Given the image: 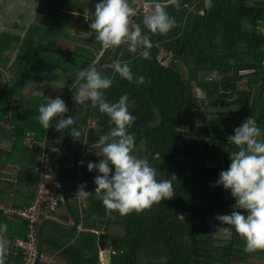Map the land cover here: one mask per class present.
I'll return each mask as SVG.
<instances>
[{
  "label": "trees",
  "instance_id": "1",
  "mask_svg": "<svg viewBox=\"0 0 264 264\" xmlns=\"http://www.w3.org/2000/svg\"><path fill=\"white\" fill-rule=\"evenodd\" d=\"M58 1L42 0L22 42L25 25L15 24V32L0 30V82L4 79L0 89V138L9 143L0 145V204L24 207L34 200L41 181L57 182L55 177L48 180V176H54L50 168H38L43 153L59 149L67 163L71 161L61 146L55 121L48 130L38 122L39 107L63 96H28L26 90L34 85L33 80L67 82L71 88L65 97V115L71 116L77 110L71 93L78 72L90 64L99 68L96 60L102 44L90 24L100 0H90L87 19L79 21L64 16ZM151 1L152 5L156 2ZM159 2L165 4L173 20L168 0ZM134 3L130 0L131 7ZM194 3V11L167 35L152 34L143 21L139 24L153 47L151 59L142 57L143 47L135 53L126 48L121 54L119 62L128 64L133 82L114 69L104 74L112 80L111 87L104 90L108 102L128 96L129 112L135 117L127 129L135 137L133 154L149 161L158 182L171 181L173 197L140 213H106L103 193L95 192L94 178L100 173L87 168L88 162L99 163L103 153L86 149L84 128L94 119L98 133L107 135L114 125L86 99L83 113L75 119L80 135L71 136L70 129L66 132L69 149L75 147L72 153L76 167L64 169L58 156L53 155L67 190H78L86 184L84 190L91 192L87 197L69 193L70 206L82 229L68 231L46 222L42 229L44 254L58 251L66 264H99L97 240L99 233L105 232L109 235L110 264H251L264 257V250L246 252L245 241L231 226L224 225L221 236L212 223L217 215L231 214L236 203L230 190L215 186L220 172L230 166L221 163L231 164L230 153L237 150L228 137L253 117L261 129L258 139L264 141V0H212L210 9H205L204 0L189 2ZM81 5L79 10L85 11ZM74 30L88 33L89 38ZM16 47L19 51L3 78ZM111 54L109 48L101 57ZM139 76L145 77L143 84L135 82ZM58 194L57 210L50 216L61 210L69 217L60 190ZM71 197L81 203L72 202ZM12 217L19 223L9 222L0 207V225L9 222L16 227L13 239L25 237L26 221L18 215ZM65 232L71 238L67 245L62 237ZM13 251H17L15 255ZM10 257L15 264H24L14 243ZM38 264H44V260Z\"/></svg>",
  "mask_w": 264,
  "mask_h": 264
},
{
  "label": "clouds",
  "instance_id": "2",
  "mask_svg": "<svg viewBox=\"0 0 264 264\" xmlns=\"http://www.w3.org/2000/svg\"><path fill=\"white\" fill-rule=\"evenodd\" d=\"M177 0H168L176 3ZM165 4L156 0L153 10L143 18L144 26L152 33L167 35L174 27L172 20L165 10ZM205 9L212 7V0H204ZM135 8L129 0H100L95 5L94 20L90 28L96 33V40L103 49L118 47L127 44L129 51L135 53L139 47L145 50L141 53L144 59H151L150 50L153 47L150 36L143 34L139 25L131 24V17L135 15ZM116 73L133 82L131 69L127 63L119 61L110 66ZM137 84H143L145 77L136 78ZM76 91L74 100L83 104L87 99L92 105L98 106L101 113L110 118V128L107 135L91 147L103 153L99 163L88 162L90 172L97 170L100 175L94 178L97 185L95 192H102V203L106 213L111 216L118 212L121 216L133 211L140 213L150 209L154 204L173 197V185L170 180L157 181L156 170L146 158L134 155L135 137L127 129L132 126L135 117L129 112L127 94L120 97L116 103H110L105 98L104 90L112 85L108 79L90 64L77 74L74 81ZM38 122L44 129H49L55 121V129L62 132L70 129L73 137L79 136L80 131L75 126L72 116H66L68 108L66 102L57 97L50 103L39 107ZM234 135L228 137L229 143L234 144L237 150L230 153L231 164L227 170L221 171L215 186H223L230 190L236 203L231 214L217 215L216 220L223 225H229L245 241L246 252L264 250V141L261 129L253 117L234 129ZM159 158V154H156ZM83 166V162H81ZM86 184L78 187L77 196L87 197L91 192L84 189ZM7 225L0 226L6 230ZM6 249L0 245V255Z\"/></svg>",
  "mask_w": 264,
  "mask_h": 264
},
{
  "label": "crops",
  "instance_id": "3",
  "mask_svg": "<svg viewBox=\"0 0 264 264\" xmlns=\"http://www.w3.org/2000/svg\"><path fill=\"white\" fill-rule=\"evenodd\" d=\"M149 1L152 3L151 0H149ZM41 2H42V0H35L32 3H30L28 0H0V30H8L10 32H15V28H14L15 24L19 23V24L25 25V29H24V31H22V35H21L22 36L21 42H22L24 36L26 35V32H27L28 28L31 26V24L33 23V21L36 18V14H37V11H38V9L40 7ZM58 2H59V5H60V8L63 10V13H64L63 15L64 16H67L68 18H71V19H74V20H78V21L83 19V18L87 19L88 13L90 11L89 9L91 7V1L90 0H69L68 2L67 1L66 2H62V0H59ZM189 2H188V4H185V5H182V6H177L175 8V12H176L177 16L179 17V25H180L181 21L183 19H185L187 14L190 11H194V9L196 7L195 6L196 3L189 4ZM153 3H155V2H153ZM166 3L169 5L168 2H166ZM72 4H75V5L72 6ZM81 4H83V6L85 8V11H80L79 10L81 8V6H82ZM129 4H130V0H129ZM15 6L19 7V10L17 11V14H16V16L18 17L17 20H16V18H14V20H13V16L10 15V14H12V12L8 14L7 10L4 11V9L6 7L11 9L12 7L15 8ZM150 6L151 7L148 8V10L152 11L154 5L151 4ZM25 7H29V11L26 10ZM6 15H10L11 16L13 23H11V24L7 23V18L5 17ZM173 20H174V18H173ZM134 21H131V23L134 22ZM263 31H264V25H263ZM75 32H77L78 34L83 35V36L87 35L88 38H89L88 33H84L81 30H77ZM126 48H128V47L125 46L122 49V51H121V53L119 55L118 61L120 59L121 54L124 52V50ZM18 51L19 50L17 48L15 50L13 56H12L11 61L9 62L8 67L4 70L5 74H4L3 78L5 77V75L10 70V66L13 63L14 59L16 58V55H17ZM104 51L102 53H99V57L104 53ZM110 57L111 56L106 57V58H110ZM96 61H98V59ZM99 68H100V66H99ZM33 81H35L34 85L30 86L29 89L26 90V94L28 96L38 95V94L45 95V96H50V97L51 96H63L62 99L65 101L66 93L68 92L69 88H71V87H69V84L67 82L63 81V80L55 81V83H53V84H55L56 87H54V88L50 84H48V83H46L44 81H40V80H37V79L36 80L34 79ZM3 83H4V79H2L1 82H0V89L3 86ZM51 91H54L55 93H52ZM197 91H198L199 94H202V91L199 88H197ZM263 137H264V134H263ZM260 140L262 141V139H260ZM0 145L9 146V143H7L3 138H0ZM74 149H75V147L72 146V150H74ZM67 153H69V152H67ZM49 155H50V153H48V155H47L48 156V160H49ZM69 155H70V153H69ZM70 156H71L70 163H67V161L63 158V161H64L65 165H67V166H72V164H73V157L74 156H73V154L70 155ZM62 157H63V155H62ZM215 164H216V161H214V165ZM221 165L229 166L230 163L224 162V163H221ZM49 168H50V170H52L51 167H50V164H49ZM64 169H66V168H64ZM66 170H68V169H66ZM53 177H55V175L54 176L53 175L52 176H48V180L52 179ZM68 193H71V192L68 190ZM71 194H73V193H71ZM77 201L78 202H75V200H74L75 203H78V204L81 203V200H77ZM11 206L12 205H7L5 203L0 204V207L2 209H4L5 207H11ZM3 213L7 214L4 211H3ZM57 213H58L59 217H56V216H47V217H51L52 219L58 221L59 223H61L63 225L71 226L73 224L72 218L69 215V213H68L69 217H66V216L62 215L63 212L61 210H59V212H57ZM7 215H8L7 219L9 220V222L12 221V220H15V221H17V223H19L18 220L15 217H12L11 214H7ZM61 215H62V217H61ZM47 217H45V218H47ZM45 218L40 220L39 225L42 222V220H44ZM78 221H79V219H78ZM9 222H4V224H2V225H7V229L6 230H0V245H3L4 248L6 249L5 253L0 255V264H15L13 259L10 257V250L12 249L13 243L15 245L16 239L24 238V237H17L15 239H13L15 237L14 235L16 234V227H12L11 223H9ZM47 222H51V221H47ZM45 223L43 224V226L45 225ZM212 223H213L214 227L217 229L218 233L222 236L223 233L225 232L224 230H226L225 226L220 221L216 220L215 218L212 219ZM2 225H0V226H2ZM39 225H38V227H39ZM57 225H59V224H57ZM43 226H42V229H43ZM59 226H62V225H59ZM62 228L65 229V230H68V231H75V230L82 229V226H81V222L79 221V225H78L77 229H69L66 226H62ZM69 236L70 235L68 233H66V232L62 236L63 239H64V242H65V245H67L71 241L70 240L71 238ZM98 239H99V237H98ZM97 244H98V240H97ZM37 247H38V243H37ZM98 247H99V244H98ZM106 247H107V250H109L110 247H108L107 244H106ZM42 248H43V235H42ZM16 252L17 251H13L12 254L15 255ZM99 255H100L99 264L100 263L108 264L107 258L104 257L103 252L101 251L100 247H99ZM40 259L44 260V264H66L67 263L66 258L61 256V255H59L58 251L53 252V253H47V254L46 253L44 254L43 251H41ZM256 261L257 262H254V260H253L254 263L251 262V264H256V263L257 264H264V257L261 258V259H257ZM38 262H37V264H38Z\"/></svg>",
  "mask_w": 264,
  "mask_h": 264
},
{
  "label": "water",
  "instance_id": "4",
  "mask_svg": "<svg viewBox=\"0 0 264 264\" xmlns=\"http://www.w3.org/2000/svg\"><path fill=\"white\" fill-rule=\"evenodd\" d=\"M190 0H177L176 3H169V11H170V14L172 15V17L174 18V27L169 31V32H172L174 30H176L179 26V17L177 16L176 12H175V8L177 6H182V5H185V4H188ZM151 12L150 10H146L142 13H140L137 18L135 19V21L133 22L132 25H139L142 21H143V18L144 16ZM128 45L127 44H123L121 46H118V47H113L112 48V54H111V57L110 58H102L101 56L98 58V61H97V65L100 66V68H98L99 71L102 72V74L104 73H108L112 70V68L110 67L112 64H114L115 62L118 61V58H119V55L122 51V49ZM140 48V47H139ZM138 48V50H139ZM137 50V51H138ZM74 91H76V87L75 89L72 91L71 93V101L77 106V110L75 111V113H73L71 116L73 117V119H76L78 118L84 111L83 109V106L82 104H78L75 100H74ZM96 120H91L90 123H89V126L88 127H85L84 128V132H85V143H86V146L88 147V151H93V152H96V151H100L99 149H96V148H92L91 146L93 144H95L99 139L100 137L102 136H105L104 134H99L98 133V127L97 125L95 124ZM66 132H67V129L63 130L61 132V137H60V141H61V146L62 148L69 152L70 155H72L73 153L71 152L72 150L69 149V146L67 145V141H66ZM56 154L58 156V159L60 161V164L68 169V170H73L75 167H76V159L73 157V164L72 166H67L65 165L64 161H63V157H62V153L59 149H54L50 152V155H49V164H50V167L59 183V187H60V191H61V194H62V200L64 202V206L67 210V212L69 213V215L71 216L72 218V221H73V224L71 226H68V225H63L61 223H59L58 221L52 219L51 217H47L45 218L44 220H42V222L40 223L39 227H38V233H37V243H38V247H37V254H36V257H35V260H34V264H37V262L39 261L40 259V256H41V251H42V226L45 222L47 221H51V222H54L56 224H59V225H62V226H66L67 228L69 229H77L78 225H79V221H78V218L77 216L75 215L74 211L72 210L71 206H70V202H69V193H68V190H67V187H66V183H65V180L63 179L62 175H61V172L58 170V168L55 166L54 162H53V155ZM108 233H105V232H102L100 233L99 235V239H98V244H99V247L101 249V251L103 252V255L105 258H107V261H108V264H110V256H111V252H110V248L108 251L105 252V250H107V247H106V244H107V241H108ZM102 264V263H100Z\"/></svg>",
  "mask_w": 264,
  "mask_h": 264
},
{
  "label": "built area",
  "instance_id": "5",
  "mask_svg": "<svg viewBox=\"0 0 264 264\" xmlns=\"http://www.w3.org/2000/svg\"><path fill=\"white\" fill-rule=\"evenodd\" d=\"M151 2L149 0H135L134 7L135 15L131 17L133 21L135 16L148 10L150 8ZM106 49L100 50L102 53ZM262 66L264 69V52L262 57ZM48 153H43L38 158V168L40 170H46L49 168ZM60 190L58 182H46L41 181L36 189V194L34 200L24 207H5L3 211L7 214L18 215L20 218L26 221L28 227L26 236L24 238H18L15 241V245L20 249L21 254L24 259V264H34V260L37 254V233L38 225L42 217L50 216L53 212L57 210L59 203ZM77 189L72 190L73 194H77Z\"/></svg>",
  "mask_w": 264,
  "mask_h": 264
},
{
  "label": "rangeland",
  "instance_id": "6",
  "mask_svg": "<svg viewBox=\"0 0 264 264\" xmlns=\"http://www.w3.org/2000/svg\"><path fill=\"white\" fill-rule=\"evenodd\" d=\"M30 3H32L33 1H35V0H28ZM151 7V6H150ZM26 8V10H28L29 11V7H25ZM7 10V13L9 14V13H11L12 12V14H10V15H12L13 16V20H14V18H16V20H17V16H16V14H17V11L19 10V7L18 6H15V8H11V9H9L8 7H6L5 9H4V11H6ZM10 15H6L5 17L7 18V23L8 24H11V23H13V21H12V18H11V16ZM131 24H133V22L131 23ZM163 55V54H162ZM165 55V54H164ZM170 59V56L167 54L166 56H165V60L166 61H168ZM105 75L107 74V73H104ZM46 83H48V84H50L53 88L54 87H56V85L55 84H53V83H55V82H53V81H50V82H46ZM52 93H55L54 91H51ZM51 97H53V96H51ZM56 97V96H55ZM78 126H80V124H78V123H76ZM75 124V126L78 128V126ZM71 201L72 202H74V200L72 199V197H71ZM57 212H59V210L57 211ZM53 216H58V213H55V214H53ZM100 233H102V232H100ZM100 233H99V235H100ZM106 251H108V250H105V252ZM107 253V252H106ZM102 264H105V263H102Z\"/></svg>",
  "mask_w": 264,
  "mask_h": 264
},
{
  "label": "flooded vegetation",
  "instance_id": "7",
  "mask_svg": "<svg viewBox=\"0 0 264 264\" xmlns=\"http://www.w3.org/2000/svg\"><path fill=\"white\" fill-rule=\"evenodd\" d=\"M86 147V149L88 148L87 146H85ZM72 193V192H71Z\"/></svg>",
  "mask_w": 264,
  "mask_h": 264
}]
</instances>
